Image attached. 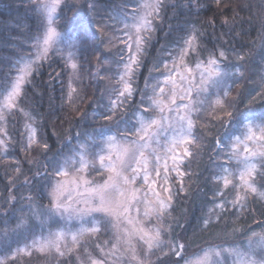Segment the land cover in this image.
Here are the masks:
<instances>
[{"label": "snow or ice", "instance_id": "1", "mask_svg": "<svg viewBox=\"0 0 264 264\" xmlns=\"http://www.w3.org/2000/svg\"><path fill=\"white\" fill-rule=\"evenodd\" d=\"M31 2L38 18L35 34L25 42L27 50H15V58L0 65V159L14 162L11 172L16 175L5 173L10 188L24 163L36 166L24 184L35 181L42 188L39 198L23 197L28 212H22L15 227L6 221L0 227V252L5 253L0 264H17L34 252L56 258L57 264L73 253L79 264H264V220H255L256 206H264V103L259 109L245 104V93L229 99L246 79L239 62L247 54L232 49L238 63H231L223 48L202 57L200 33L193 26L167 51L168 60L153 65L139 89L134 87L138 70L163 19L165 0H124L118 10L101 0ZM221 2L215 0L218 7ZM258 42L264 48V13ZM52 55L68 71L67 95L61 99L70 110L78 111L76 102L84 99L82 60L93 67L94 59L97 82L109 85L107 103L94 108L90 117L104 123L58 159L47 157L51 146L40 133L43 121L22 107L27 90L36 89L41 68L51 66ZM61 75L57 72L53 79ZM260 79L264 85V72ZM253 91L255 95H247L255 100L264 86ZM17 113L24 118L18 132L19 151L29 154L24 161L8 156L17 143L8 120ZM205 149L213 206L202 217V226L232 217L233 227L218 234L221 242L192 250L187 222L180 224L172 211L176 197L188 191L183 180L190 173L184 168ZM34 151L46 162L32 158ZM175 180L179 187L174 188ZM15 199L10 193L9 201ZM249 215L259 231L237 225Z\"/></svg>", "mask_w": 264, "mask_h": 264}, {"label": "trees", "instance_id": "2", "mask_svg": "<svg viewBox=\"0 0 264 264\" xmlns=\"http://www.w3.org/2000/svg\"><path fill=\"white\" fill-rule=\"evenodd\" d=\"M101 2L107 3L109 8H117L124 3V0H101ZM262 3L264 0H222L218 7L215 0H165V7L161 12L163 19L158 23L157 31L153 34L154 38L143 56V64L138 70L134 87L143 89L145 78L149 76L153 65L168 60L167 51L173 49L179 38L186 36L188 31L195 26L200 33L202 57L206 56L209 51L223 48L229 53V61L238 63L232 49L235 52L247 54L246 60L239 62L246 69L244 73L246 79L241 80L240 87L233 89L229 99L237 97V93H245V104L259 109L264 103V93L257 96L255 100H252L247 93L252 92L255 95L253 90L258 91L264 86L260 79L261 73L264 72V48H261L258 42L261 14L264 13V8H261ZM65 11L69 17L72 15L71 12ZM225 18L228 19L227 24L223 23ZM209 21H214V26ZM37 23L38 18L33 11L31 0H0V65H7L11 59H14L15 50H27L25 42L35 34ZM237 32L240 33L239 36H236ZM189 59L190 62H194L195 57ZM81 62L84 65L82 74L86 79L82 86L83 91L80 93L84 99L82 102L79 100L76 102L78 111L70 110L66 100L61 99L62 96L67 95L68 71L63 68V61L57 55H52L51 66L46 63L41 68V75L34 80L35 91L29 88L26 99L22 103V107L30 109L38 121H43L40 125V133L46 137L47 143L51 146V151L47 153L48 158L56 155L58 159L61 155H68L85 138V133H93L104 123L90 117L94 108L107 103L108 82H97L94 59L92 60L93 67H89L88 63L83 60ZM107 67L105 66L106 69ZM57 72L62 75L59 79H53ZM152 75L155 76L157 73L153 71ZM138 101L139 95L137 94L133 105ZM245 104H237V107L243 109ZM131 111L130 108L126 118L131 119ZM84 113L89 114L88 119L82 118ZM23 124L24 118L17 113L9 117L7 125L13 140L17 142L9 150L8 156L21 161L29 156L28 153L19 151L18 132L23 129ZM77 133H81V136L77 137ZM68 137L72 139L69 140ZM30 156L42 163L46 162L45 156L40 151H34ZM14 166L13 160L0 159V227H3L5 221L9 227H15L17 218L22 212H28L29 202L23 197L31 195L39 198L42 188L41 184L35 181L31 185L24 184L25 176L31 178L36 171L35 165L30 166L27 163L23 164L22 174L14 181L16 186L10 188L5 173L7 170L9 174L15 176L16 174L11 172V167ZM209 168L207 149L200 156L188 161L184 171L189 172L190 175L185 176L183 180L188 190L187 194H179L173 205L172 217L182 225L187 222V235L191 238L192 250L194 247L221 242L218 234L233 227L232 219L234 218L232 217L227 223L222 218L218 224L214 223L207 229L202 226V217L207 213L208 208L213 206L212 173ZM175 187H179L178 181H175ZM10 193L16 197L11 202L9 201ZM40 202L47 203V200H40ZM256 207L258 211L255 214V220H264V215H261L264 213V206L257 205ZM237 225L245 227L251 225L259 231L252 215L237 221ZM176 231L180 232L181 229L176 228ZM15 246L14 243L13 247ZM4 254L0 252V256ZM72 258L71 255L61 259L63 264H73ZM59 264H61L60 261Z\"/></svg>", "mask_w": 264, "mask_h": 264}, {"label": "rangeland", "instance_id": "3", "mask_svg": "<svg viewBox=\"0 0 264 264\" xmlns=\"http://www.w3.org/2000/svg\"><path fill=\"white\" fill-rule=\"evenodd\" d=\"M76 145V143H75ZM174 175V174H173ZM97 180H100L101 177H96ZM178 181V180H175ZM174 181V183H175ZM179 182V181H178ZM100 239H107L108 236L107 235H101L99 237ZM93 245L90 243L89 247L91 248ZM197 249L196 247H194V250ZM70 256H66V257H61L62 259L64 258H68ZM72 259H73V264H79V261L76 259V255L75 253L72 254ZM59 258V261L61 262V264H63L62 259ZM155 259V258H153ZM57 263V259L52 257V256H44V255H40L38 253H33L31 257H23L21 258L17 264H56ZM65 264V263H64Z\"/></svg>", "mask_w": 264, "mask_h": 264}]
</instances>
